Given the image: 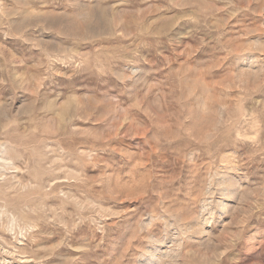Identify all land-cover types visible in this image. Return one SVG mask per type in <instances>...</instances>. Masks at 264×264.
Listing matches in <instances>:
<instances>
[{
    "label": "rangeland",
    "instance_id": "obj_1",
    "mask_svg": "<svg viewBox=\"0 0 264 264\" xmlns=\"http://www.w3.org/2000/svg\"><path fill=\"white\" fill-rule=\"evenodd\" d=\"M0 264H264V0H0Z\"/></svg>",
    "mask_w": 264,
    "mask_h": 264
},
{
    "label": "bare ground",
    "instance_id": "obj_2",
    "mask_svg": "<svg viewBox=\"0 0 264 264\" xmlns=\"http://www.w3.org/2000/svg\"><path fill=\"white\" fill-rule=\"evenodd\" d=\"M88 22V21H87ZM89 23V22H88ZM88 23H86V24H88ZM74 24V23H73ZM85 23H83V25H84ZM90 24V23H89ZM72 26V25H71ZM82 26V25H81ZM90 26V25H89ZM80 28V27H79ZM69 29H70V27H69ZM71 30H73V29H71ZM75 30V29H74ZM73 30V31H74ZM77 30H78V28H77ZM75 32V31H74ZM75 34V33H74ZM250 56V55H249ZM245 57V56H244ZM240 58V57H239ZM216 129V128H215ZM217 130V129H216ZM198 133H200V132H198ZM226 176V175H225ZM231 189V188H230ZM228 195V194H227Z\"/></svg>",
    "mask_w": 264,
    "mask_h": 264
}]
</instances>
